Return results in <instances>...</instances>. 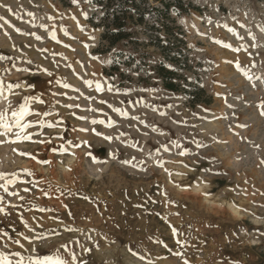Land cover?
<instances>
[{
  "label": "rangeland",
  "instance_id": "rangeland-1",
  "mask_svg": "<svg viewBox=\"0 0 264 264\" xmlns=\"http://www.w3.org/2000/svg\"><path fill=\"white\" fill-rule=\"evenodd\" d=\"M101 13L86 0H0V79L20 85L9 100L15 107L24 96H39L44 103L33 101L30 109H52L43 119L60 121L26 129L39 133L36 142L0 145V172H19L27 181L9 187L22 200L0 189L8 213L0 214V232L7 233L0 251L46 255L67 244L88 264H264V115L258 107L264 104V0H176L169 13L186 46L179 66L152 45L103 52ZM141 29L135 27L136 35L146 40ZM214 39L247 47L233 52ZM115 50L140 67L120 63L112 70ZM158 61L176 69L184 91L163 87ZM237 61L259 79H246ZM97 82L103 91H96ZM8 103L0 98V110ZM89 152L105 162L94 163ZM25 168L34 175H24ZM17 239L23 247L12 243Z\"/></svg>",
  "mask_w": 264,
  "mask_h": 264
},
{
  "label": "snow or ice",
  "instance_id": "snow-or-ice-1",
  "mask_svg": "<svg viewBox=\"0 0 264 264\" xmlns=\"http://www.w3.org/2000/svg\"><path fill=\"white\" fill-rule=\"evenodd\" d=\"M73 4L77 3V0H72ZM88 2H90V0H88ZM10 11V9H9ZM28 15L30 16H34V14L32 13H28ZM85 18L86 14H85ZM4 19L3 17H0V20ZM49 19H53V17H49ZM220 26V25H218ZM41 28H44V25H40ZM223 27L230 33H232L234 36H236L237 39L239 40H243V37H241L239 35V33L236 31L235 28L229 27L227 24L223 25ZM241 27H243V25H241ZM63 30V29H62ZM262 31H264V29H261ZM17 31L19 32V29H17ZM65 34H67L65 32ZM32 35L35 36V33H32ZM51 39L56 40V35L55 32H50L49 33ZM249 36L250 38H252L253 40L255 39L254 36H252V34L249 32ZM36 39H41L39 36H36ZM214 43L219 44L221 47L225 48V49H230L233 52H239L242 49H246V45L245 44H241L239 46V48H235L233 47L230 43H226L223 40H218V39H214L213 40ZM253 47H256L255 44L252 45ZM0 59H3V57H0ZM228 63H231V61H226ZM236 68L238 71H241L242 75H244V77L246 79H248L249 81H252L253 79H259V77H253L250 72L246 69L241 68L239 62L237 61L235 64ZM255 65H253L254 67ZM68 67H71V65H68ZM26 69H18V71H25ZM58 84H61V86L63 88H70L71 85L67 84V83H61V81H57ZM85 84H88L89 86H91V82L90 81H85ZM20 85L19 83L17 84H5L3 79H0V98H3L5 100H8V108L0 110V137H4L3 140H0V145L4 144V143H11V144H17V143H23L25 141H29V142H36L33 141V136L34 135H39V133H26V129L35 127V126H39L40 128H44V127H48V128H52L55 127L56 124H59L60 121L57 120L54 123L52 122H47L43 119V117H47L50 115H53V111L52 109H49L47 111L44 112H33L30 109V104L35 101L38 103L43 104L44 101L43 99H41V97L36 96V95H28V96H24L22 102H18L17 106H13L11 100H9V96L13 94V89L14 88H19ZM31 87V86H30ZM96 91L100 92L103 91V88L101 86V84L99 82L96 83L95 85ZM75 90V89H73ZM109 91H111V87H109ZM6 93L8 95H6ZM55 95V93L53 94ZM90 99V98H89ZM101 103H104L103 101H101ZM66 107H73L72 105H66ZM75 107H79V105H75ZM111 107V106H110ZM258 107H260L262 109L261 111V115H264V104L258 105ZM90 111H95V109H89ZM113 111L116 112L117 114H119L120 116H123L125 118H127L128 114L124 111H122L119 108H113ZM31 115H37V116H41L42 118L38 121H25V117L31 116ZM132 119H137V117H131ZM226 118V117H225ZM82 119V118H81ZM93 124L96 123H104V121H97V120H93L92 121ZM114 122L109 119L107 122V126L111 127L112 124ZM242 126V125H241ZM155 130V129H154ZM81 131H85L84 129H81ZM97 135H100L99 133H96ZM120 135H124L123 133H121ZM103 139H105L106 141H111L113 139V137L111 136H104ZM41 143H43L44 141H39ZM71 144V142H69ZM86 146L90 147V145L88 144L87 141L83 142ZM172 143L179 148L180 145L176 142V141H172ZM76 147H80L79 144L75 145ZM198 147L200 146L199 144L197 145ZM165 150H167V148H165ZM61 151H64L63 145L61 146ZM13 152H15L16 154L20 155V156H27L31 159H36V157L29 152H23L20 151L19 149L13 148ZM74 155V153H72ZM181 156L185 155V151H181L179 153ZM87 155L92 156V153L89 152L87 153ZM109 156H113L112 153H109ZM114 158V156H113ZM92 160L94 163H99V162H105V161H98L96 159L95 156H92ZM38 163H42V164H49L51 163L50 161L47 160H37ZM122 163L125 164H132V161L130 160H125L122 161ZM141 163H143L141 161ZM262 163H264V161H262ZM158 165H162L161 161H157ZM135 166V165H133ZM22 173L24 175H34V173L30 170V169H23L21 170ZM167 171V169H166ZM20 175L21 173L19 172H13V173H5V172H0V181H2V183H0V189H2L5 193H7L10 196H19L18 192H9V187L11 185L16 184L17 182L20 183H26L27 181H23L20 180ZM172 173L169 172V176H171ZM177 175H181L180 173H177ZM25 192L29 191L28 188L24 189ZM44 195H48V193H44ZM19 199H24V197L19 196ZM3 200L4 197L0 196V205L3 204ZM12 207L14 208L15 205H12ZM41 211H44V209H40ZM0 214H5L7 215L8 213L6 212L5 207L0 206ZM27 226V225H26ZM70 231H75V229H69ZM173 234H176V230L175 228H173ZM7 233H3L0 232V236H6ZM11 239V238H9ZM26 239H30V238H26ZM12 243H15L16 245H19L21 247H23L22 245H20V241L17 240H12ZM78 243V242H77ZM177 243H181L180 241H177ZM5 247H7V241H5L4 244ZM61 249H63V253L61 252ZM33 253H36V249L34 248ZM83 251L85 253L90 252L91 249H83ZM176 255H180V253H176ZM9 256H14L17 257L18 259H16L15 261H13L12 259L9 258ZM143 258V257H142ZM0 264H88L87 261H80L78 259L77 253L68 247L67 244H62L57 248L52 249L48 254L46 255H22L20 252H12L10 254H6L2 251H0ZM147 264H152V262L149 260L147 261ZM185 264H187V261H185Z\"/></svg>",
  "mask_w": 264,
  "mask_h": 264
},
{
  "label": "trees",
  "instance_id": "trees-1",
  "mask_svg": "<svg viewBox=\"0 0 264 264\" xmlns=\"http://www.w3.org/2000/svg\"><path fill=\"white\" fill-rule=\"evenodd\" d=\"M66 4L69 0H61ZM96 5L102 12L100 15L103 31L100 35V46L103 52L112 51L117 46L152 45L160 50L163 58L173 66H179L186 59V46L179 28L169 13L176 0H86ZM157 3V4H155ZM183 6L181 1H178ZM142 26L141 32L146 40H140L135 27ZM115 60L112 70H119V64L139 68L140 64L121 50L113 51ZM182 60V61H181ZM158 79L163 87L171 92L184 91L176 83L178 77L176 69H169L162 61L156 62L154 67ZM121 74V72H120ZM201 91V90H198Z\"/></svg>",
  "mask_w": 264,
  "mask_h": 264
}]
</instances>
